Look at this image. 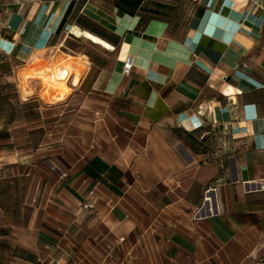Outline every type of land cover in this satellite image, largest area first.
I'll return each mask as SVG.
<instances>
[{
    "label": "crops",
    "instance_id": "1",
    "mask_svg": "<svg viewBox=\"0 0 264 264\" xmlns=\"http://www.w3.org/2000/svg\"><path fill=\"white\" fill-rule=\"evenodd\" d=\"M66 3L0 38L17 60L0 67V264H264V0H113L94 13L107 40L60 28ZM85 34L104 52L69 46ZM71 59L65 98L25 91Z\"/></svg>",
    "mask_w": 264,
    "mask_h": 264
},
{
    "label": "rangeland",
    "instance_id": "2",
    "mask_svg": "<svg viewBox=\"0 0 264 264\" xmlns=\"http://www.w3.org/2000/svg\"><path fill=\"white\" fill-rule=\"evenodd\" d=\"M57 1H59L57 3ZM62 1H67L65 4V8L71 6L72 13L71 15H68L63 21L62 17L60 19V28H63L64 24L69 25H76L75 27H79V24H83L91 29L104 32L108 36H112V31L108 27V21L110 19L107 18H97L94 16V13L99 12H107V9H102L101 6L106 7L109 2H112L113 0H0V38L1 37H10L11 28L13 25L11 24L12 17L17 14L21 13L24 15H27L32 9L36 8L37 5L39 6H49L52 2V5H62ZM86 6V9H85ZM107 8V7H106ZM109 15V14H108ZM47 18H44L41 23L35 25L37 29L40 30V35L38 36V39L42 36L41 34L45 31L49 32L47 30ZM39 21V19H38ZM59 24V23H58ZM57 24V25H58ZM26 25V24H25ZM68 29V28H67ZM71 29V28H70ZM72 31V30H71ZM25 35V34H24ZM86 39L84 38H76L72 37L69 41V46L76 52L80 53H86V54H98V52H104V49L98 45L92 44L89 40H92L93 42L99 44V38L92 36L91 38L85 34L84 35ZM23 37V36H22ZM22 37L20 38L19 44L27 45L30 43L31 36H27V39L23 42ZM103 41V40H102ZM105 42V41H104ZM103 46V45H102ZM105 47V46H103ZM106 48V47H105ZM42 55L35 56L41 57ZM17 60L14 58L9 59V56L3 54L0 50V67L5 66L6 64H15ZM81 64V60H79ZM4 64V65H3ZM62 64V60L55 63L56 65L54 69L57 67L59 68ZM26 65V64H23ZM46 62L42 64V67H44ZM26 71V70H25ZM23 71L22 73H24ZM7 72H4L3 69H0V76L2 74H5ZM21 73V78H22ZM23 79V78H22ZM24 80V79H23ZM32 81L34 83H38L39 86H41V93L43 94L45 91V85L42 83L40 79H30L24 81V89L25 91L28 90L27 88V82ZM47 98V97H45ZM1 110V109H0Z\"/></svg>",
    "mask_w": 264,
    "mask_h": 264
},
{
    "label": "bare ground",
    "instance_id": "3",
    "mask_svg": "<svg viewBox=\"0 0 264 264\" xmlns=\"http://www.w3.org/2000/svg\"><path fill=\"white\" fill-rule=\"evenodd\" d=\"M75 71L81 74L83 68L74 59H71L61 64L59 68L54 69L51 64H47L42 70L25 72L23 79L24 81L40 79L45 85L43 96L49 98V100H61L65 98L64 96L70 90L68 81L74 76L71 75Z\"/></svg>",
    "mask_w": 264,
    "mask_h": 264
},
{
    "label": "built area",
    "instance_id": "4",
    "mask_svg": "<svg viewBox=\"0 0 264 264\" xmlns=\"http://www.w3.org/2000/svg\"><path fill=\"white\" fill-rule=\"evenodd\" d=\"M62 47H63V45H62ZM133 66H134V58L131 56V55H129L128 57H127V59H126V61H125V63H124V66H123V73L125 74V75H129L130 74V72H131V70H132V68H133ZM70 81V80H69ZM69 81H68V83H69ZM214 190H208L206 193H207V195L208 194H210V193H212ZM206 200H210V198H208V197H206L205 198ZM94 207V204L92 203V202H88V203H86L85 205H83V208L84 209H86V210H90V209H92ZM214 212L212 211L211 212V214H213ZM200 214V212H198V215Z\"/></svg>",
    "mask_w": 264,
    "mask_h": 264
},
{
    "label": "trees",
    "instance_id": "5",
    "mask_svg": "<svg viewBox=\"0 0 264 264\" xmlns=\"http://www.w3.org/2000/svg\"><path fill=\"white\" fill-rule=\"evenodd\" d=\"M79 26L82 28V29H85L86 31H89L91 32L92 34L102 38V39H105L107 40L108 39V36L104 33V32H100V31H97V30H94V29H91L83 24H79Z\"/></svg>",
    "mask_w": 264,
    "mask_h": 264
}]
</instances>
